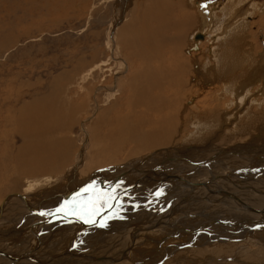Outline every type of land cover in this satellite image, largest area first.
<instances>
[{
    "label": "rangeland",
    "instance_id": "rangeland-1",
    "mask_svg": "<svg viewBox=\"0 0 264 264\" xmlns=\"http://www.w3.org/2000/svg\"><path fill=\"white\" fill-rule=\"evenodd\" d=\"M173 1H176V3ZM173 1L169 0L171 4L175 3L172 7L175 10L171 8L170 11H165L169 14V17L173 18L175 14V17L178 18L180 14H183L182 17H188L189 15L195 19L190 18L191 20L186 25L187 29L185 28L184 33L181 37L179 36L182 39V43L177 46L180 49L178 56L188 66L186 70L180 72L174 70L171 67L172 65L169 64L171 61H168L164 67H161L166 71V74L159 75L158 71V74L156 73L155 75L159 76L162 87L167 88L166 91L170 92L167 95L171 96L172 93V97L176 98L177 102L174 103V106L182 103L180 108L170 106L168 113H175L177 110H181V116L176 123H180L181 120L183 122L176 127L177 132H173L175 134L173 141H177L174 145L160 146L152 149L150 152L148 151V153L143 151V147L136 148L131 138H128V131L135 127L138 122L137 120L147 122L149 116L150 119L148 122L151 123L157 116L159 117L154 112V109L158 110L161 103L159 102V95L151 92L149 94L150 98L151 100H155L154 104L156 106L152 105L154 106L153 108H147L144 105L141 106V104H138L129 107L128 104L132 101L131 97H141V93H139L140 91L133 93L130 90L129 76L133 68H135V64L131 62L132 60L129 54L133 50L129 51L131 47L126 43L129 39L131 45L137 43L138 38L134 35V30L131 32V25L128 27L127 25L134 22L132 19L135 18V11H137L135 7L138 3L140 4V8H144L150 4L149 1L0 0V202L10 193L21 192L26 184V179H34V177H42L41 180L44 181L47 178L52 179L51 181L48 179V186L53 189L58 185H63L61 188L56 189L58 194L61 191L59 194V198L61 199L62 193H65L70 185H72L67 183V169L70 168L75 160V156L81 150L85 156L87 155V158H85L88 164L86 163L85 168L90 165L92 158L97 157L96 148L98 147L105 154H111L108 152L114 150L112 153L116 157L110 161L111 163H102V165L97 163L94 168L91 166L89 170L80 166L76 171L79 180L85 178L92 170L98 171L99 169L100 171H105V169H112L119 171L126 167L134 169L133 161L139 158H142V167L144 168L145 166V170L154 165L151 160L156 161L164 156H168V158L162 159H169L170 163L173 162V158L169 156L177 154L180 157L206 160L221 150V148L228 151V153L244 156L248 150L246 145H249L253 141L254 143L264 145V90L255 92V90L260 89L258 87L264 85V77L245 84L244 87L247 86L245 89V96L247 98L242 99L244 101L248 99L250 102L245 103L241 99L240 102L243 106L240 107L236 103L239 100V98L237 99L238 95L234 92L231 93V91L226 92L223 89L225 84L221 80H217L216 82L210 80L209 87H212V89L201 92L199 86L193 84L191 79V65L193 67L197 65L201 68L204 57H206L205 59L210 57L212 59H210L211 61L214 60L213 62L209 61L205 67L213 66L220 75L228 74V71L242 72L240 66L242 68L250 66L252 67L250 70H252L256 64L257 67L263 64L264 0H245L246 2L242 0L241 4L242 6L244 5V8L240 4V7L243 8L242 12H239L241 16L239 19L236 17L231 21L227 19V16H230L233 12V10L230 11L231 5L228 3V0ZM164 2L165 0L162 3L163 7L166 5V2ZM201 4H203L204 8L207 5L213 6L217 4L215 6L216 8L209 14L210 18L208 20L205 19L206 22L205 20L201 21L205 17ZM145 11L148 12L147 10ZM232 21L233 23H231ZM141 23L137 29L140 30L138 31V35L141 34L140 36H143L145 30ZM225 23L229 24L228 28H220ZM207 26L209 27L207 28ZM234 26L241 27H239V30L238 28H235V30L229 29ZM162 31L161 35L166 33L172 36L174 34L168 29L167 31H164V29ZM196 32H204L206 34L201 40L197 41L199 44L197 50L192 48L189 50L192 42H194L192 35ZM223 33L225 34L223 35ZM226 37L228 38L226 39ZM155 38L157 37H151L149 43L155 42L157 40ZM160 40L162 41L163 39L161 38ZM171 44V39L166 38L164 47L170 49ZM159 48L162 52L164 51V48L161 46ZM165 51L163 53L166 59L170 58L168 56L170 53L167 51L168 53L165 54ZM262 57L263 59H261ZM242 58H246V62L242 63ZM252 61L253 65L251 64ZM258 61H261V63L259 64ZM241 63L242 65H240ZM155 64L156 62L153 65ZM222 66L223 68L221 69ZM136 67H138L137 64ZM148 74L151 75V71L147 74L145 73L144 77L138 79L141 82L135 81L136 84L138 83L137 87L141 86L143 88L144 81L142 80L150 83L151 78L147 77ZM182 80V86L176 88V93H173L172 84ZM139 84L141 85L139 86ZM133 86L135 87L136 85ZM151 90L150 88L149 91ZM257 94L260 101L258 105L253 104L254 96ZM248 95H252L253 97L248 98ZM190 98H194L193 103L189 101ZM156 101L160 103L158 106ZM152 102L154 101L152 100ZM145 107L147 109L146 111ZM214 107L218 108L217 113L220 114L213 115L215 112L209 113V109H213ZM133 109L138 111L134 113ZM235 109H238V111L241 109L239 113L242 114L244 111L248 112L249 118H242L241 115L238 117L235 116ZM149 110L151 112L146 116L145 113L147 114ZM129 111L131 112L128 113ZM260 111L263 112L260 116L261 118L256 113ZM202 113L212 114V116L208 118L201 117ZM221 114L223 116L218 117ZM137 115L139 117H136ZM140 115H143V117L145 115L146 118ZM17 119L20 123L18 126L16 125ZM27 120L29 122L33 120L32 125L35 128L38 127L36 131L22 124L24 121L28 125L26 123ZM236 123L242 125L241 129H239L240 132L243 130L246 131L241 136V141L235 140L234 138L232 140L231 137H226L222 132H225L227 128H232ZM26 133L28 136H26ZM22 135L25 136L24 139ZM113 141H116L117 145L114 149H111L112 151L110 148L105 150L100 148L102 145H111ZM154 146L144 147L151 148ZM83 147L84 149H82ZM35 148L37 150L39 149V152L41 151L40 154L44 155L51 150L52 152L54 151L58 156V162L53 159V156H50V159H48L50 168L47 165H41L44 161L40 160L39 168H28L27 170L26 166L23 165L25 167L24 169H18L16 167L17 159L15 152L20 149L22 152L20 159H23L29 153L34 154L36 151ZM228 153L222 155L221 162L231 167L235 165L234 161L240 158L237 156V159H235L234 157L236 156ZM250 153L249 155H252L254 151L250 150ZM142 156L152 157L150 163L149 160L144 159ZM145 160L146 162H143ZM167 160L166 162H168ZM135 172L136 175L132 177L128 174L127 178L132 182L138 180L140 184L145 186L146 177L144 172ZM121 173L125 177L124 172ZM202 173L205 174L203 171ZM44 181L36 182L33 190L40 186L43 187ZM85 182L83 181L82 183ZM82 183H75L77 185L73 189ZM158 186L163 185L158 184ZM50 190L52 191V189ZM39 198L42 201L46 200V196H40ZM262 198L264 200V197ZM14 203L16 205V202H12L9 207L10 209L15 206H13ZM99 205L97 203V206ZM168 211L166 215H172ZM255 213H257V210ZM228 215V217H225L224 223L222 221L218 223L215 221L216 224L211 225L216 228L214 229L215 231H219L216 235H224L227 237L230 234L233 236V232H235L236 236L242 237L243 235H247L249 231L250 235H256L250 239L239 238L240 240H224L220 243L206 240L202 236V240L199 243L194 242V247L202 250L200 255H203V257L197 260L196 264H239L245 259H252L253 261L244 264H264V226L255 227L256 230L249 228L254 223V219H251L248 212L245 213L243 210L233 214L229 213ZM199 216L200 218L202 217L201 215ZM260 217H255L258 223H262L259 222V219H262ZM187 220H190V218H187ZM201 223H206V220ZM92 236L93 234H85L82 235V239L88 240ZM169 244L170 241L167 240V243L165 241L163 243L164 248L172 250L171 247L168 248L167 245ZM71 250L76 251L74 245L71 246ZM254 251L256 253L247 256L249 258L243 256ZM118 254L121 253L118 252ZM166 254L164 251L156 258L158 259L161 256L165 257ZM169 256L172 257L173 253ZM187 256L189 257V255Z\"/></svg>",
    "mask_w": 264,
    "mask_h": 264
},
{
    "label": "bare ground",
    "instance_id": "bare-ground-1",
    "mask_svg": "<svg viewBox=\"0 0 264 264\" xmlns=\"http://www.w3.org/2000/svg\"><path fill=\"white\" fill-rule=\"evenodd\" d=\"M147 1H149L150 4L148 3L149 5L144 8H140V4L138 3V5L135 7V10L137 9V11H135V18L132 19L134 22L127 25V27L131 25V32L134 30V35L138 38V41L135 45H131L130 39L126 43L129 47H131L129 48V51L133 50L132 53H128L130 54V58L132 60L130 61L135 64V68H133L132 73L129 76L130 90H132L133 93L139 91V93H141V97L135 96L132 98L129 96L132 99V101L128 104L129 107L131 105L135 106L138 104H141V106L144 105L147 108H153L156 106V104H154L155 100L152 99L154 101L152 102L150 98L149 94L151 92H155L157 93L156 95H159L158 98L160 101L159 99L158 101L161 103L160 104L156 101L157 106L158 104L161 106L160 108L156 107L158 110L154 109V112L159 115L158 117L157 114H155L158 118L156 117L155 120L149 123L148 120L150 118L148 113L151 112V110H149L147 114L145 113V115L148 116L147 122H141L142 120H137L138 122L136 123L135 127L128 131V138H131L136 148L143 147L144 152H150L152 149L160 146H172L177 142L176 140L173 141V137L175 135L173 132L176 133V127L179 124L181 125L183 122L181 120L180 123H176L181 116V110H177L175 113H168V110L170 106L180 108L182 103L174 106V103L177 102L176 98L172 97V93L171 96L167 95V93L170 92L166 91L167 88L162 87V82L159 76L155 74L158 71L159 75L166 74V71L161 67H164L168 61H171L169 64L172 65L171 67L174 68V70L180 72L186 70L188 64L178 56V51L180 49L177 46L182 43V39L179 38V36L181 37V35L184 33V29H187L186 25L189 20H191L190 18H192L189 15L188 17H182L183 14H180V16L176 18L173 11V18L169 17V14H167L165 11H170L176 1L171 0L175 2L171 4L169 0H165L166 5H164V7L162 5L164 0ZM241 1L242 0H228V3L231 5L230 11L233 10L232 14L227 16L229 21H231L233 18L235 19L236 17L239 19L241 16L239 12H242V9L244 8V5L242 6ZM243 1L246 2L245 0ZM240 4L243 8L240 7ZM178 5H180V3H178ZM216 5H207L204 8L203 4H201L202 7H200L204 11L203 14L205 16L201 19V21H204L205 19L208 20L210 18L209 14H211L216 8ZM140 23L145 30L143 36H140L141 34L138 35V31L140 30L137 28L140 26ZM153 23L154 25H152ZM231 23H233V21ZM228 25V23H225L224 25L220 26V28H228ZM208 27L209 26H207V28ZM239 27L241 26H234L229 29L235 30V28H238L239 30ZM163 29L164 31H167L168 29L174 34L172 36H169L166 33L161 35V31ZM196 33L192 35L194 42H192L189 50L191 48L197 50L199 46L197 41L201 40L207 32H201V36L198 38L194 36ZM224 34L225 33H223V35ZM153 36H156L157 38L155 39L157 40H155L153 43H149V39ZM145 37L148 39L147 41ZM161 38L163 39L162 41L160 40ZM166 38L171 39L172 44L170 45V49L168 47H164ZM227 38L228 37H226V39ZM160 46L164 48V51L167 50L170 53V55H168L170 58L166 59L163 53L164 51L162 52L159 48ZM167 51H165V54L168 53ZM146 55L147 57H145ZM263 57L261 59H263ZM205 58L206 57H204L201 68H199L197 65H195V67L191 65V79L193 84L199 86L201 92H206L207 90L212 89V87H209L210 80L214 82L221 80V82L225 84L223 89L226 92L231 91V93L234 92L236 95H238L237 99L239 98V100L236 102L237 105L239 104L238 107L243 106L241 105L240 100L242 98H247V96H245V89L247 88V86L244 87L245 84L250 83L251 81L253 82L258 78L262 79L264 77V61L262 65H259L261 61H258L259 67H257V64L255 63L256 66H254V68L257 67L255 69L253 68L250 70L252 68L250 66L243 68L240 66L242 69L240 70L242 72L237 73L234 71H228V74H221V76L220 73L213 68V66L205 67L208 62L212 60L210 57L207 59ZM246 58H242V63L246 62ZM233 59L235 58L233 57ZM154 62H156L155 65H153ZM242 63L240 65H242ZM136 64L138 67H136ZM251 64L253 65V61ZM222 68L223 66L221 69ZM149 71H151V75L148 74L147 77L151 78L150 83H147L146 80H142L144 81V85H142V88L140 86L141 84H139V86L142 88V90H140L141 88L137 87L138 83L136 84L135 81L137 80L141 82V80L138 79L144 77L145 73L147 74ZM182 84L183 80L173 83L172 92L176 93L175 89L181 87ZM133 85L136 86L134 87ZM149 87L152 89L151 91H149ZM258 88L260 89L257 91L255 90V92L264 90V85H261V87ZM257 96L258 94L254 96L253 99V104L256 105L260 103L259 97ZM249 97L251 98L253 96L248 95V98ZM193 99L190 98L189 101L193 103ZM242 101L244 100L242 99ZM248 101L249 100L247 99V101L244 102L247 103ZM146 107L145 111L147 110ZM215 107L213 109H209V113L215 112L213 115L220 114L217 113L218 108ZM235 110V116L238 117L241 115L242 118H249L248 112L242 111V114L239 113L241 109L239 111L238 109ZM133 111L135 113V111L138 110L133 109ZM130 112L131 111L128 113ZM256 113L258 117L263 114L262 111ZM145 115L144 117L146 118ZM140 116L143 117V115ZM202 116L208 118L211 117L212 114L202 113L201 117ZM222 116L223 115L221 114L218 117ZM136 117H139V115ZM33 120H30L31 122L27 120L26 123H28V125H26L24 121L22 124H24L26 127L33 128L35 129L34 131H36V128L38 127L35 128V126L32 125ZM16 125H20L18 119L16 120ZM241 126V124L236 123L232 128H227L225 132H222L226 137H231L232 140L234 138L235 140L241 141V136L244 132H246L244 130L242 132L239 131ZM235 134L236 136H234ZM26 136H28V134ZM22 137L24 139L25 136L22 135ZM116 145V141H113L111 145H102L100 148L102 150L110 148L111 150L114 149ZM144 146L154 147L148 148ZM246 147H248V150L245 152L246 154L244 156L238 155L237 153V155H235V153H228V151L222 148L214 155L208 157L206 160L180 157V155L177 154L169 156L170 158H173V162L170 163L169 159H162L168 158V156H164L156 161L151 160L153 161L154 165H151L152 167H149L145 170L144 168L146 167H142V158H139L133 161L134 169H130V167H126L125 169L120 168L121 170L119 171H114L112 169H110L111 171L109 169H105V171H100L98 169L97 171L95 169L96 171L92 170V172L89 173L85 178L79 180L77 178L76 171L80 166L85 168L87 163V155L85 156L81 150L77 155L75 154L76 156L74 162L70 168L67 169L68 174L66 177L68 176V179H64H67V183L72 185H70L65 193H62L61 199L59 198L61 191H59L58 194L56 189L61 188L63 185H58L53 189L48 186V179L50 178H47L44 181L41 180L42 177H34V179L27 178V181L25 180L26 184L24 185L21 192L10 193L3 199L2 202H0V264H196L197 260L203 257V255H200L202 250L196 249V247H194V242L199 243V241L202 240V236L206 240H211L215 243H220L224 240L235 241L239 238L250 239L256 234L250 235V231H247V235H243L244 237H238L236 236L235 232H233V236L230 234V236L226 237L224 235H216V233L219 231H215L214 229L216 228L211 226L216 224L215 221H217V223L220 221L224 223V219L225 217L229 216V213H237L240 210H243L245 213L248 212L249 216H251L250 218L254 219V223L251 225V227L249 226V228L255 229V227L258 228L259 226H264V200L262 198L264 197V177H262L264 176V145L254 143L253 141L249 145H246ZM82 149H84V147ZM96 150L97 157L92 158L90 165L85 169L89 170L91 166L94 168L97 163L101 165L102 163H111L110 161L116 157V155L112 153L114 150H111L112 152H108L111 154L103 153L101 150H99V147L96 148ZM250 150L254 151L252 155H249L251 154ZM40 152L39 149H36L34 154L28 152L29 154L27 153L28 155L26 158L20 159L22 152L19 149L17 152H15V157L17 159L16 167L18 169H24L25 167L23 165H25L27 170L28 168H39V162L42 160L44 162L41 163V165H47L50 168V165H48V159H50V156H53V159L56 161L58 160V156L54 151L52 152V150L49 153H45L46 155L40 154ZM226 153L236 156L234 157L235 159H237L238 156L241 160H235L234 166H227L221 162L222 155ZM149 156L142 157L149 160L150 163V159L152 157ZM166 160L168 162H166ZM143 162H146V160ZM261 163L262 165L260 166L259 164ZM135 171H137V173L144 172L146 177L145 186L140 184L138 180L132 182L127 178L128 174L132 177L133 175H136ZM202 171L205 172V174L202 173ZM121 172H124L125 177H123ZM51 180L52 179H50V181ZM40 181H44V186H40L39 188L33 190L35 188V183ZM83 181L86 182L82 183ZM75 183L82 184L73 189L77 185ZM158 184L163 186H158ZM50 189H52V191ZM86 189L87 191H85ZM133 189H135V191H133ZM139 190H141L140 192L142 193L138 192ZM83 193L89 194L84 197H80V195H83ZM78 195L79 197H77ZM40 196H46V200L42 201L39 198ZM12 202H16V205L14 203L13 206H15L10 209L9 207ZM97 203L100 205L97 206ZM62 205H66L67 209H69L71 212L67 211L69 213L65 214L62 212L57 213L56 209ZM82 205L88 206L78 207ZM45 207L46 209H44ZM89 209L91 213L90 215ZM256 210L257 213H255ZM167 211L169 214L172 213V215L167 216ZM42 212L45 213V215H41ZM48 213L53 214L49 215ZM73 213H82L84 214L85 219L91 218L95 222L85 223L84 219L80 218V215H74ZM71 215L74 216V218L71 217ZM199 215L202 217L200 218ZM259 216H261L260 218L263 219H259V222L262 223H258V221L255 219V217L258 218ZM187 218H190V220H187ZM204 220H206V223H201ZM28 222L30 223L28 224ZM85 234H93V236L90 238L93 240L82 239V235ZM167 240L170 241V244L167 246L168 248L171 247L172 250L164 248L163 243L165 241L167 243ZM95 242L97 243L95 244ZM73 245L76 249L75 252L71 250V246ZM164 251L167 253L166 256H161L157 259L156 257H158L159 254L163 253ZM118 252L121 254H118ZM171 253H173L172 257L169 256ZM255 253L256 252L254 251L246 255L244 254L243 256H245V258H249L247 256ZM187 255H189V257ZM252 261V259H245L239 264Z\"/></svg>",
    "mask_w": 264,
    "mask_h": 264
},
{
    "label": "snow or ice",
    "instance_id": "snow-or-ice-1",
    "mask_svg": "<svg viewBox=\"0 0 264 264\" xmlns=\"http://www.w3.org/2000/svg\"><path fill=\"white\" fill-rule=\"evenodd\" d=\"M85 191H87V189L85 190ZM66 211H69V209H67V206L66 205H62L61 207H59V208H57L56 209V212L57 213H60V212H66ZM49 215H52L53 213H48ZM74 215H80V218L81 219H84V222L85 223H94L95 221L94 220H92L91 218H88V219H85V217H84V214H82V213H73ZM91 213H90V210H89V215H90ZM41 215H45V213H41Z\"/></svg>",
    "mask_w": 264,
    "mask_h": 264
},
{
    "label": "crops",
    "instance_id": "crops-1",
    "mask_svg": "<svg viewBox=\"0 0 264 264\" xmlns=\"http://www.w3.org/2000/svg\"><path fill=\"white\" fill-rule=\"evenodd\" d=\"M241 160V159H240ZM243 161V160H242ZM260 166L262 165V164H259ZM262 177H264V176H262ZM87 194H89V193H83V195H80V197H84V196H86ZM76 199V198H75ZM76 201V200H75ZM87 207L88 205H82V206H78V207Z\"/></svg>",
    "mask_w": 264,
    "mask_h": 264
},
{
    "label": "water",
    "instance_id": "water-1",
    "mask_svg": "<svg viewBox=\"0 0 264 264\" xmlns=\"http://www.w3.org/2000/svg\"><path fill=\"white\" fill-rule=\"evenodd\" d=\"M200 34H201V32L196 33L194 36H195L196 38H198L199 36H201Z\"/></svg>",
    "mask_w": 264,
    "mask_h": 264
}]
</instances>
